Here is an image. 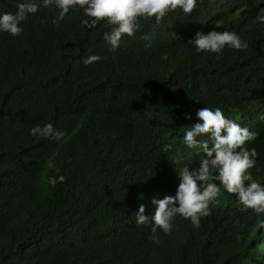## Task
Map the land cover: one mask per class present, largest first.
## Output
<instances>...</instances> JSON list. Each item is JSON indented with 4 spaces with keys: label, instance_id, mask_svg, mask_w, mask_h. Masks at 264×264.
<instances>
[{
    "label": "trees",
    "instance_id": "trees-1",
    "mask_svg": "<svg viewBox=\"0 0 264 264\" xmlns=\"http://www.w3.org/2000/svg\"><path fill=\"white\" fill-rule=\"evenodd\" d=\"M19 2L0 0V12ZM261 7L198 0L192 13L170 11L159 23L141 17L115 51L103 36L112 25L90 26L79 6L56 22L59 9L41 5L20 35L0 31V264H255L264 234L248 213L219 205L229 196L211 202L198 227L177 214L158 242L135 212L143 203L151 214L153 197L175 194L189 160L173 137L202 107H221L256 133L246 142L257 150L249 171L264 182ZM213 28L235 30L248 46L212 53L188 42ZM93 53L103 59L85 64ZM70 66L81 69L74 81ZM97 94L93 114L81 102ZM36 123L66 134L33 136Z\"/></svg>",
    "mask_w": 264,
    "mask_h": 264
},
{
    "label": "clouds",
    "instance_id": "clouds-1",
    "mask_svg": "<svg viewBox=\"0 0 264 264\" xmlns=\"http://www.w3.org/2000/svg\"><path fill=\"white\" fill-rule=\"evenodd\" d=\"M197 4L198 0H20L15 12H0V31L20 35L24 31L22 21L30 13L38 12L41 5L59 9L58 16L54 18L56 22L63 20L71 8L79 6L91 18L85 21L90 26L105 18L112 25L103 36L115 51L125 34L131 36L139 29L141 17H154L159 23L170 11L192 13ZM257 19L264 22V7L259 9ZM188 42L198 51L212 53H221L225 47L240 49L248 46L247 40L240 34L226 28L197 31ZM102 59V56L93 53L83 57V62L91 64ZM80 70L70 66L65 70V76L74 81L81 74ZM100 95L81 103L91 107L95 114L102 100L101 97L98 101ZM72 112H69L68 120L75 114V111ZM196 114L199 119L192 124L178 126L173 137L175 147L181 149L189 160L177 171L181 180L175 194L153 197L155 208L151 214H146L147 205L141 203L135 212L136 223L151 224L149 239L158 242V230L170 232L177 214L190 218L193 226L198 227L201 216L211 212L210 203L214 201L215 207L222 196H229L230 199L219 205L248 213L254 220V230L264 234V182L253 178L249 171L256 164L257 150L246 146L256 133L226 116L221 107H202L197 109ZM188 115L191 117L190 113ZM30 131L33 136L55 140L66 134L64 129L52 123H36ZM65 179L62 174L49 178L52 185ZM227 203L230 205L226 206ZM260 246L255 264H264V243Z\"/></svg>",
    "mask_w": 264,
    "mask_h": 264
}]
</instances>
